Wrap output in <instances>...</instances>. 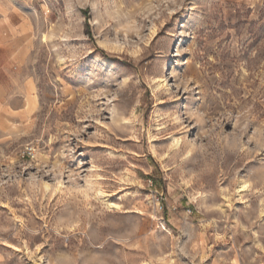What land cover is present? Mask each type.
<instances>
[{
    "label": "rangeland",
    "instance_id": "1",
    "mask_svg": "<svg viewBox=\"0 0 264 264\" xmlns=\"http://www.w3.org/2000/svg\"><path fill=\"white\" fill-rule=\"evenodd\" d=\"M0 264H264V0H0Z\"/></svg>",
    "mask_w": 264,
    "mask_h": 264
}]
</instances>
